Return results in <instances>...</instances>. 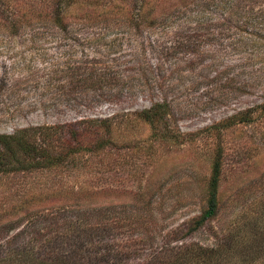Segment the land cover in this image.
<instances>
[{
	"label": "rangeland",
	"instance_id": "1",
	"mask_svg": "<svg viewBox=\"0 0 264 264\" xmlns=\"http://www.w3.org/2000/svg\"><path fill=\"white\" fill-rule=\"evenodd\" d=\"M39 1L34 5H45V1ZM226 1L213 0L205 4L201 0L194 10L196 17L187 18L189 12H176L177 21L174 20L167 28L168 33L161 36L160 30L152 31L148 27L137 35L132 34L134 30L119 20L96 26L77 23L66 39L46 23L19 32L0 28V97L8 98L0 102V133L47 123L74 122L83 117H112L113 121V135L104 141L107 146L100 152L86 151L78 163L60 169L5 177L0 182V222L25 208L48 209L51 201L67 199L70 193L83 190L91 195L98 191V201H120L118 207L105 211L103 221L118 219L123 223V231H127V226V232L143 243L141 257L145 258L160 249L165 231L200 212L201 190L218 145L224 151L221 188L225 204L229 201L227 211L234 207L239 213L249 204H255L256 196L261 197L259 194L264 191V114L260 113L256 121L239 122L231 128L218 131L216 126L259 105L264 99V26L258 22L250 25L243 18L240 23L247 26H243L240 33L235 32L229 16L233 3L240 0H229V5ZM98 2V9L104 11L113 2L123 5L134 0ZM4 4L0 0V12L6 14ZM257 9H264V3L257 4ZM236 20L232 16V21ZM201 21L202 26H199ZM194 30H198V45L181 48L165 59L154 50L152 44L157 36L162 43L171 45L174 32L187 36ZM259 32L263 37L257 36ZM91 38H102V48L112 50V55L119 60L110 61L109 65L117 64L112 69L121 76L136 73L140 66L151 69L152 85L143 87L141 80L134 92L120 96L115 102L96 103L90 108L72 107L63 102L45 104V99L56 92L58 85L55 81L48 84L47 66L61 57L93 54L94 46L87 43ZM50 71L55 75L53 69ZM163 99L171 103L170 129L177 135L176 141L156 137L150 125L139 116ZM87 140L83 142L88 147L100 142L94 137ZM72 207H66L63 212H56V207L45 214L40 212L47 219L40 221L37 229H46L43 241L47 236L48 240L51 238L48 249L54 246L53 240H58L63 247L76 249L90 264L91 259L85 254L87 248L78 235L77 215L93 230L104 216L94 214L92 209L87 211L86 207L74 214ZM133 217H139L140 226L127 224ZM33 219L11 230L0 228V243L25 230ZM112 232L109 228L105 239H109ZM37 235L42 236L40 232ZM30 236L31 231L25 232L20 239ZM94 236L97 235L82 238L89 241ZM185 241L207 246L215 240L206 230H199ZM183 255L179 253V260L192 264ZM91 264H95L94 261Z\"/></svg>",
	"mask_w": 264,
	"mask_h": 264
},
{
	"label": "trees",
	"instance_id": "2",
	"mask_svg": "<svg viewBox=\"0 0 264 264\" xmlns=\"http://www.w3.org/2000/svg\"><path fill=\"white\" fill-rule=\"evenodd\" d=\"M37 1L3 0L6 7L3 10L6 14L0 12V28L19 32L38 23H46L50 28L62 33L61 36L66 39L78 24L96 26L119 20L134 30L132 34L137 35L143 28L148 27L152 31L160 30L161 36L168 33L167 28L174 20L177 21L176 12H189L187 18L196 17L197 13L194 10L200 6L201 2V0H134L123 5L113 2V5L105 7L102 11L97 7L99 0H40V3L45 1L44 6L34 5L38 3ZM202 1L206 4L212 3L213 0ZM245 1L248 2L247 5ZM231 2L228 0L226 4ZM260 2L264 3V0H240L233 3V11L229 18L235 32L240 33L243 26H247L243 22L240 23L243 18H246L244 21L248 20L246 23L250 25L258 22L264 26V9L256 11L257 4H261ZM232 16L237 20L232 21ZM200 25L202 26V21ZM208 26L210 27L211 23H208ZM197 31L194 30L187 36H182L183 33L180 31L174 32L171 45L162 43L160 36H157L152 45L159 57L165 59L181 48L198 45ZM254 32L252 34L255 35ZM257 36L260 38L263 34L259 32ZM77 41L82 42L80 39ZM101 42H103L102 38L88 39L87 43L94 46L93 54L84 53L75 58L61 57L56 63L47 66L48 71L45 75L48 77V84L55 81L58 85L56 92L45 99V104L63 102L72 107L90 108L96 103L115 102L120 96L134 92L137 83L140 84L141 80L143 87L152 85L151 69L140 66L136 73L126 77L121 76L119 71L113 70L114 66L109 65V62L117 57L112 55V50L103 49ZM250 54L251 57L254 56V53ZM52 69L55 71L53 76L50 71ZM2 100H8V98L0 97V102ZM257 112L259 114H256ZM260 113L264 114V99L259 105L219 123L216 129L219 131L223 128H231L239 122L256 121ZM139 116L150 125L156 137L178 140L177 135L170 129L171 103L168 99L155 102L150 108L140 112ZM112 123V117L106 119L83 117L74 122L47 123L22 127L13 133H0V182L15 173L55 170L67 164H76L86 151L100 152L107 146L104 141L110 140L109 138L113 135ZM93 137L95 141L100 142L94 147L86 146L83 141ZM223 152V147L218 145L209 175L201 190L200 212L182 224L165 231L160 249L153 250L147 257H141L144 250L143 243L127 232L129 231L127 226H125L127 231H123L124 226L121 221L118 219L112 222L103 221L106 218L104 213L118 207L117 202L120 203V201L101 202L97 200L98 191L88 195L82 190L70 193L67 199L57 198L56 201H51L48 209H43L41 206L25 208L15 211L14 219L10 217V220L0 222L2 230H11L23 225L30 218H35L32 224L29 226L27 224L25 230H19L16 235L0 243V264H88L89 259L84 260V255L77 253L76 249L63 247L58 240L56 242L53 240L54 246L48 249L51 238L48 240L47 236L43 241L46 229H37L40 221L47 219L45 215L41 216L40 212L45 214L55 207L58 208L56 212H63L70 206H73L74 214L82 210V207H86L87 211L92 209L95 211L94 214L104 216L96 230H93V227L85 225L81 215H77L78 235L81 236L87 248L85 254H88L95 264H185L179 260L181 252L192 264H264V191L259 194L261 197L256 196L258 201L255 200V204H249L242 212L238 213L234 207L228 212L226 205L229 201L225 204V195L221 188L224 168ZM81 199L87 202L80 203ZM224 215L227 216L224 217ZM138 218L133 217L134 220L130 218L127 224L133 227L140 226L141 221ZM117 223L121 226L118 227ZM109 228L113 231L112 236L105 239ZM199 230L209 232L215 240L214 243L205 246L199 242L185 241ZM30 231L32 236L24 240L20 239L25 232ZM153 231L156 235L157 228L154 227ZM39 232L42 236L37 235ZM93 233L97 235L94 239L88 241L82 238L84 235L90 237ZM75 244L79 243L75 242Z\"/></svg>",
	"mask_w": 264,
	"mask_h": 264
}]
</instances>
